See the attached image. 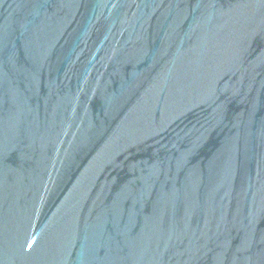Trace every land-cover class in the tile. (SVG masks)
Wrapping results in <instances>:
<instances>
[{
  "label": "water",
  "instance_id": "1",
  "mask_svg": "<svg viewBox=\"0 0 264 264\" xmlns=\"http://www.w3.org/2000/svg\"><path fill=\"white\" fill-rule=\"evenodd\" d=\"M0 264H264V0H0Z\"/></svg>",
  "mask_w": 264,
  "mask_h": 264
}]
</instances>
